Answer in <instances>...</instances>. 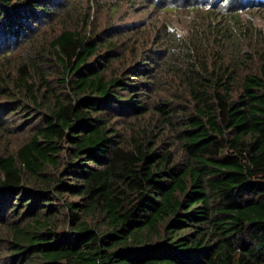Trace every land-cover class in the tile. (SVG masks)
I'll list each match as a JSON object with an SVG mask.
<instances>
[{
  "label": "trees",
  "instance_id": "1",
  "mask_svg": "<svg viewBox=\"0 0 264 264\" xmlns=\"http://www.w3.org/2000/svg\"><path fill=\"white\" fill-rule=\"evenodd\" d=\"M57 6L0 0V58ZM102 45L63 30L12 89L0 73V129L28 131L0 154V264H264V60L187 54L177 156L146 132L126 143L111 120L146 112L156 58L108 78L106 59L91 63Z\"/></svg>",
  "mask_w": 264,
  "mask_h": 264
},
{
  "label": "rangeland",
  "instance_id": "2",
  "mask_svg": "<svg viewBox=\"0 0 264 264\" xmlns=\"http://www.w3.org/2000/svg\"><path fill=\"white\" fill-rule=\"evenodd\" d=\"M150 1L155 0H57L55 14L11 54L0 58V73L12 89L20 65L39 51L51 54L48 45L63 30L89 33L101 45L108 40L119 43L114 50L102 45L98 56L91 60H107L104 63L108 78L123 76L142 63L146 55L154 56L158 62L155 74L143 80L141 87L146 112L113 115L111 120L126 143L146 132L153 136L151 140H158L159 150L172 149L178 156L181 146L176 128L183 119L182 110L193 107L182 74L187 54L209 64L215 59L212 52L222 49L225 60L239 61L241 67L264 60V4L258 0H168L160 5ZM44 71L48 76L50 68L45 66ZM52 71L56 73L54 67ZM8 99L0 97V102ZM155 106L169 109L161 114ZM176 111L179 112L174 116ZM167 115L172 126L164 125L163 117ZM27 136V130L7 133L0 129V154L15 153Z\"/></svg>",
  "mask_w": 264,
  "mask_h": 264
}]
</instances>
